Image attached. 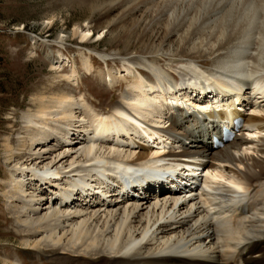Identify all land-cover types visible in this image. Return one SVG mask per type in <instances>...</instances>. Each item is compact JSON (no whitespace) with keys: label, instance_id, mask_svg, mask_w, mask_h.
Returning a JSON list of instances; mask_svg holds the SVG:
<instances>
[{"label":"bare ground","instance_id":"bare-ground-1","mask_svg":"<svg viewBox=\"0 0 264 264\" xmlns=\"http://www.w3.org/2000/svg\"><path fill=\"white\" fill-rule=\"evenodd\" d=\"M93 6L119 14L125 34L111 41L118 55L121 46L132 47L131 36L138 43L137 62L123 71L99 72L100 78L111 88L119 78L133 81L110 115L70 89L37 95V109L21 117L17 144L6 134L1 196L20 244L51 264H264V166L250 157L261 151L264 73L245 80L227 71L240 53V63L264 61V0H96ZM95 30L86 20L74 35L84 45L93 33L100 34ZM256 33L257 48L248 53ZM173 34L182 51L170 54V62L182 63L186 72L178 80L148 61L163 60L157 55ZM184 54L188 60L176 58ZM108 55L101 57L108 62ZM199 56L210 57L212 68ZM92 62L82 61L85 71ZM64 78L77 86L80 74L72 70ZM200 114L212 123L211 131L202 130L200 142L207 156L183 148L185 139L197 136L177 117L200 122ZM227 115L243 118L242 137L237 134L213 154L210 133L219 131ZM207 135L210 142L204 140ZM183 163L215 172L207 179L182 176L179 191L160 182L149 183L142 194L122 195L116 187V167L154 170L175 164L179 170ZM100 166L105 181L96 173ZM82 180L78 192L75 182ZM3 259L19 263L10 256Z\"/></svg>","mask_w":264,"mask_h":264},{"label":"rangeland","instance_id":"rangeland-1","mask_svg":"<svg viewBox=\"0 0 264 264\" xmlns=\"http://www.w3.org/2000/svg\"><path fill=\"white\" fill-rule=\"evenodd\" d=\"M95 1L0 0V179L7 178L5 151H3L6 134H11L14 144H17L16 133L23 128L21 117L25 112L37 109L39 105L33 102L37 95H49L52 91L58 92L59 90L70 89L77 96L84 95L94 109H98L99 113L110 115L112 107L121 103L124 92L132 83L133 79L122 80L118 77L116 87L111 88L98 74L99 72L105 74L109 69L113 72H115L114 69L122 70L125 65L129 66V62H137L139 54H135L138 43L136 38L132 36L129 41L132 43L133 48L130 46L131 48L126 49L121 46L122 50L119 55L118 51H114L117 50V47L111 41L113 38L120 39L122 37L121 39H123L125 34V31H123L124 24L120 23V17L116 10H104L105 7L103 6L100 8L94 7L93 3ZM51 18H54L52 20L54 22L49 24ZM86 20H91L92 26L97 29L95 33L100 34L94 35L93 33V38L86 43L87 45H83L80 42V37L74 35V29L78 24L84 25ZM257 33L253 39V45H249L248 53L253 52L251 49L257 48V42L259 41ZM102 34L104 36L100 39L99 35ZM176 36L178 35L173 34L170 36V39L164 44L163 52L158 53V55L156 53L152 54L162 58L161 62L158 63L152 59H148V61L150 67L158 66L163 72L178 80L185 77L186 72L182 71V63L170 62L172 56L170 54L182 51ZM105 53L110 54L107 57L108 62L101 57ZM184 55H182V58H176L179 61L188 60L189 57ZM243 56L240 53L235 56L236 58L231 59L227 71L229 69V71L233 70L238 78H244L245 80H251L257 75L260 76V74L263 75L264 61L261 62L262 65H260L261 63L257 65L254 61L246 59L247 63L242 62V64L240 60ZM87 58L93 61L91 72L85 71L82 66V61ZM199 59L207 62L208 68H212L213 62L210 57L200 58L199 56ZM59 61L62 62L60 66L57 64ZM207 67H203V69L206 70ZM72 70H76L80 74L77 86H75V83L74 85L69 83L64 78V75L70 74ZM260 108L264 110V103L260 104ZM177 112L181 114V110ZM246 112L249 113V110ZM259 115L264 116V113H259ZM199 116L200 122H197L194 117L177 116L182 124H190V131H193V136H197V139H185L186 141L184 140L182 146L184 149L207 156L200 142L204 137L202 130L211 131L209 126L212 123L208 125L209 121L206 115V117L203 114ZM188 121L189 123H187ZM11 123L16 126L14 129L10 127ZM196 123L198 124L196 125ZM171 132L174 136L181 138L177 131L171 130ZM261 136L257 144L259 146L258 150L261 149L262 151L264 149V133ZM205 137L204 140L210 142L209 135ZM238 137H242V135L240 134ZM228 144H225V146H228ZM225 146L217 147L211 150V153L215 154V152L223 150ZM261 151L252 153L250 157L264 166V155ZM246 163L251 165L252 161L248 160ZM232 168L241 173L245 172L243 168L235 166H232ZM253 171L257 173L259 169ZM2 190L0 187V264H5L3 258L9 256L13 261H19L17 264H51L49 258L37 257L20 244L21 240L16 235L12 216L3 205Z\"/></svg>","mask_w":264,"mask_h":264}]
</instances>
